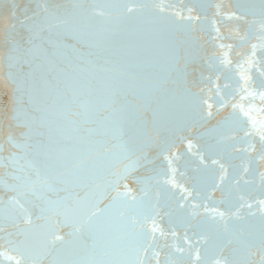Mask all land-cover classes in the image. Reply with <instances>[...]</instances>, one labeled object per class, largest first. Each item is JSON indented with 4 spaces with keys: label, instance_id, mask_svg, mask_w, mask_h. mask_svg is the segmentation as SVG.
Segmentation results:
<instances>
[{
    "label": "water",
    "instance_id": "obj_1",
    "mask_svg": "<svg viewBox=\"0 0 264 264\" xmlns=\"http://www.w3.org/2000/svg\"><path fill=\"white\" fill-rule=\"evenodd\" d=\"M0 145V264H264V3L0 0Z\"/></svg>",
    "mask_w": 264,
    "mask_h": 264
},
{
    "label": "snow or ice",
    "instance_id": "obj_2",
    "mask_svg": "<svg viewBox=\"0 0 264 264\" xmlns=\"http://www.w3.org/2000/svg\"><path fill=\"white\" fill-rule=\"evenodd\" d=\"M262 3H264V0H262ZM132 10H133L132 7L128 8L129 12H131ZM45 11H47V8H45ZM99 14L102 15V16L105 15L104 12H100ZM9 143H11L13 146H15L17 148H22L23 147V145L16 143V141L11 136L9 137ZM3 147H4L3 145H0V151L3 150ZM126 151H127L128 156H133L134 155V150L133 149H126ZM137 166H139V158H137L135 160H132V162L129 165V168H134V167H137ZM17 179H19V177H17ZM13 200L16 203H19V201H17L15 198H13ZM262 203H264V202H262ZM93 215H95V213H93ZM30 222L31 221L29 220V223ZM61 239H62V237H59V236H55L54 237V241L55 240H61ZM17 264H20L19 260L17 261ZM94 264H96V262H94ZM99 264H110V262L101 261V262H99ZM133 264H139V262H133ZM217 264H220V262L218 261Z\"/></svg>",
    "mask_w": 264,
    "mask_h": 264
}]
</instances>
